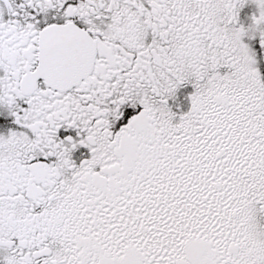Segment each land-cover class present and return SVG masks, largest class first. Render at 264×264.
<instances>
[{
  "label": "snow or ice",
  "instance_id": "6c2138e0",
  "mask_svg": "<svg viewBox=\"0 0 264 264\" xmlns=\"http://www.w3.org/2000/svg\"><path fill=\"white\" fill-rule=\"evenodd\" d=\"M0 264H264V0H0Z\"/></svg>",
  "mask_w": 264,
  "mask_h": 264
}]
</instances>
